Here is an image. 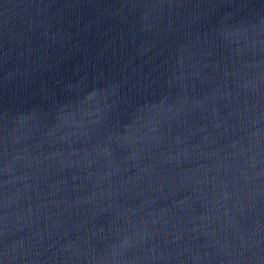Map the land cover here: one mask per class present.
Returning a JSON list of instances; mask_svg holds the SVG:
<instances>
[{
  "label": "water",
  "instance_id": "obj_1",
  "mask_svg": "<svg viewBox=\"0 0 264 264\" xmlns=\"http://www.w3.org/2000/svg\"><path fill=\"white\" fill-rule=\"evenodd\" d=\"M0 264H264V0H0Z\"/></svg>",
  "mask_w": 264,
  "mask_h": 264
}]
</instances>
